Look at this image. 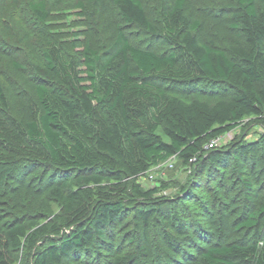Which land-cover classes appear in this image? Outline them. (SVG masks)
Returning <instances> with one entry per match:
<instances>
[{
	"label": "trees",
	"instance_id": "16d2710c",
	"mask_svg": "<svg viewBox=\"0 0 264 264\" xmlns=\"http://www.w3.org/2000/svg\"><path fill=\"white\" fill-rule=\"evenodd\" d=\"M111 1L126 24L142 28L168 48L156 53L135 46L123 29L105 56L85 44L78 50L82 60L55 39L41 42L40 62L32 64L40 77L35 87L38 107L31 106L28 120L12 114L0 83V175L6 178L19 167H47L63 176L48 189L61 206L57 222L0 220V264H16L26 248L36 249L33 264H66L70 258L83 264L93 259L78 256L89 257L92 251L108 256L107 264L140 262L136 255L116 252L112 229L124 222L128 201L147 204L138 209L145 227L167 207L151 204L162 197L153 198L157 190H143L136 179L172 156L188 166L218 162L222 155L205 148L211 140L235 130L246 116L264 119V14L257 6L264 0H233L230 25L244 43L233 45L231 54L199 40L200 21L186 14L187 0H163L158 25L143 0ZM26 5L40 24L49 19L46 0H28ZM81 46L74 42L75 49ZM13 65L20 68L17 62ZM202 82L227 85L233 94L214 102L187 100L170 87ZM258 143L239 146L234 159L247 157ZM263 213L264 204L239 227H255ZM168 223L186 232L179 215H169ZM224 234L221 225L206 236L211 240L189 234L197 244L189 257L182 243L168 233L163 236L183 258L179 264H264V242H225ZM133 239L139 254L146 255L138 234Z\"/></svg>",
	"mask_w": 264,
	"mask_h": 264
},
{
	"label": "rangeland",
	"instance_id": "374dc122",
	"mask_svg": "<svg viewBox=\"0 0 264 264\" xmlns=\"http://www.w3.org/2000/svg\"><path fill=\"white\" fill-rule=\"evenodd\" d=\"M5 1L0 0V83L7 93L11 112L18 119L28 120L31 106L38 107L35 87L40 77L32 64L40 62L39 48L43 41L55 39L68 52L79 57L78 50L82 51L88 43L99 55L105 56L118 31L123 29L135 46L156 53L168 48L163 40L140 27L126 24L111 0H46L50 17L44 24L36 21L30 13L26 5L28 0ZM162 1L143 0L149 18L156 25L160 23ZM257 6L264 14V3L258 2ZM233 7V0H187L186 14L191 20L200 21L197 36L201 42L213 43L231 54L233 45L244 43L240 32L230 25ZM75 41L82 46L75 49ZM13 62H17L20 68ZM170 87L175 94L187 100L198 98L214 102L233 94L227 85L204 82L194 87ZM158 133L163 140H167L161 129ZM263 136L264 119L249 115L235 130L219 137L213 148L205 146L207 153L222 155L218 162L202 161L188 166L172 156L150 165L147 172L136 179V183L143 190L156 189L153 198L162 197V201L155 203L153 200L157 199H153L151 204L165 203L166 213L151 217L145 227L138 218V209L145 208L147 204L139 201L132 205L128 201L124 222L112 229L116 252L119 255H136L140 262L134 264H179L183 258L165 244V233L182 243L189 257V253L194 256L197 244H193L188 235L195 232L204 241L211 240L206 236L220 225L225 228L222 239L225 242H264V213L258 217L255 227H239L244 219L254 215L264 204ZM254 142H259V146L247 157L234 159L233 153L239 146ZM206 157L209 158L208 154ZM61 177L47 167H19L6 178L0 175V220L20 218L38 223L47 220L57 222L61 206L49 195L48 189L60 184ZM174 213L186 226L183 234L174 224L168 223V216ZM135 234H138L146 255L137 251L133 242ZM198 242L205 244L203 240ZM35 250L26 248L19 252L16 264H33ZM78 257L93 259L83 264H107L109 259L103 252L94 251L89 257L85 254ZM77 261L79 259L70 258L66 264H78Z\"/></svg>",
	"mask_w": 264,
	"mask_h": 264
},
{
	"label": "built area",
	"instance_id": "2783aa9c",
	"mask_svg": "<svg viewBox=\"0 0 264 264\" xmlns=\"http://www.w3.org/2000/svg\"><path fill=\"white\" fill-rule=\"evenodd\" d=\"M216 143H217V139H213L206 146L213 148L216 145Z\"/></svg>",
	"mask_w": 264,
	"mask_h": 264
}]
</instances>
